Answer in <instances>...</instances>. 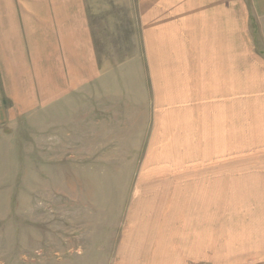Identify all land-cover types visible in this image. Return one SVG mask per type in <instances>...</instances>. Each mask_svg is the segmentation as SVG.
I'll use <instances>...</instances> for the list:
<instances>
[{
    "label": "rangeland",
    "instance_id": "374dc122",
    "mask_svg": "<svg viewBox=\"0 0 264 264\" xmlns=\"http://www.w3.org/2000/svg\"><path fill=\"white\" fill-rule=\"evenodd\" d=\"M231 1L233 60L222 79L202 63L199 38L185 41L193 62L176 47L146 57L135 0L105 4L99 75L81 86L73 77L62 96L49 94L44 65L27 60L21 73L40 80L36 100L6 95L0 62V264H120L130 214L165 221L170 204L190 199L197 230L177 232L201 254L190 264H264V0ZM196 86L210 93L209 125L182 137L178 105L197 104ZM149 197L157 206L144 207Z\"/></svg>",
    "mask_w": 264,
    "mask_h": 264
},
{
    "label": "crops",
    "instance_id": "0c3cea01",
    "mask_svg": "<svg viewBox=\"0 0 264 264\" xmlns=\"http://www.w3.org/2000/svg\"><path fill=\"white\" fill-rule=\"evenodd\" d=\"M231 2V0H135V14L131 18L136 19L134 23L138 21L139 34L144 32L142 47L144 45L143 52L146 57L150 53V47L160 48L162 56L165 47H176L183 52L180 61L190 57L196 60L193 51H188L190 53L186 55L185 41L190 37L199 38L204 54L202 56L207 59L202 63L209 67L216 64L215 68L219 70H215L214 74L219 79L223 75L222 68L224 70L228 64L231 67L233 60L234 12ZM111 3L114 5L113 0H0V62L5 70L1 75V80L5 79V82H2L5 94L15 97L29 94L27 99L31 102L36 100L34 90H40L37 88L40 86V80L32 82L31 77L21 73L25 72L27 62L44 65L42 75L46 74L49 80L51 79L52 87L49 83L51 88L49 94L54 98L70 90L73 77L78 76L75 81L78 82L77 86L83 85L86 80L97 78L98 65L103 64L102 57L99 58V53L103 54V52H99V48L105 45L104 36L101 37L99 33L100 31L103 33L106 21L105 4ZM237 21L242 22L241 19ZM131 22L132 20L129 23ZM153 41L157 45L154 46ZM194 44L189 45L194 47ZM214 56L216 59L213 58ZM191 58L190 61L193 62ZM229 65L228 72H225L223 77L229 74ZM207 74L208 78L205 76L203 78L205 87L209 84L208 80L213 79L212 74ZM68 82L71 85H68ZM185 85L186 81L181 77V87L184 88ZM196 88L195 106L178 105L181 115L179 134L182 137L198 136L201 130H205L209 125L207 121H209L211 103L206 96L210 93L201 94L198 89L202 88L199 86ZM37 94L45 98L47 95L45 91L42 95ZM3 101L4 98H0L1 106ZM222 110L226 112V104L223 105ZM160 111L162 112V109L157 106L156 112ZM202 113L207 115L202 116ZM202 121L206 123H200ZM162 127L164 128V124L160 129ZM150 132L151 136H156L160 130L156 129L155 125ZM183 141L190 142L191 139ZM202 157L205 158L204 155ZM170 166H172L170 173L172 169L178 167L174 166V163ZM182 197L184 199L187 195ZM153 201V197L150 198L144 207L157 206L152 203ZM174 201L178 199H173L171 202ZM134 205L135 203L132 208L137 209L138 205ZM195 207L192 199L183 205L172 203L168 206L170 209L163 214L165 221L156 220L155 216L143 218L130 214L128 220H135L136 226L123 236L118 247V262L120 264L192 263V257H200L201 254L187 251L184 245L188 242H184L181 233L177 232L183 233L186 230L196 232L198 221L191 218L194 216ZM163 223L166 225L164 232L160 226ZM193 243L196 244V241ZM196 250L199 251V248Z\"/></svg>",
    "mask_w": 264,
    "mask_h": 264
}]
</instances>
